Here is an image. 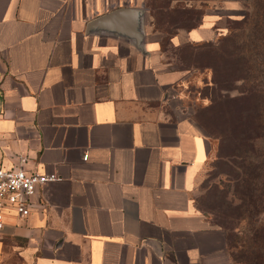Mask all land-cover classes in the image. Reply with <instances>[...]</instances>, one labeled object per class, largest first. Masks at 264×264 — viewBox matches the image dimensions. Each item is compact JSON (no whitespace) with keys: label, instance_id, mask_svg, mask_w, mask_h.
<instances>
[{"label":"crops","instance_id":"obj_1","mask_svg":"<svg viewBox=\"0 0 264 264\" xmlns=\"http://www.w3.org/2000/svg\"><path fill=\"white\" fill-rule=\"evenodd\" d=\"M144 1L0 0V168L22 156L25 170L57 177L27 217L4 213L0 264H237L198 206L208 165L223 163L188 106L191 72L164 61L149 12L145 55L86 33ZM204 3L171 46L223 36L244 0Z\"/></svg>","mask_w":264,"mask_h":264},{"label":"trees","instance_id":"obj_2","mask_svg":"<svg viewBox=\"0 0 264 264\" xmlns=\"http://www.w3.org/2000/svg\"><path fill=\"white\" fill-rule=\"evenodd\" d=\"M150 1L144 3L154 19V27L161 28L162 20H166L163 13L168 12L167 29L163 30L168 38L159 44L160 47L167 45L173 52L184 54V58L187 53L190 59L183 69H175L205 72L196 92L203 104L194 111L193 120L207 137L218 141L217 160L226 169L234 170V195H239L244 208L252 206L249 215H258L257 201L261 196L258 183L264 180V165L259 162L256 145L264 140V78L261 72L264 69V0H244L245 14L228 20L223 36L205 44L180 47L171 46V36L177 29L191 30L199 26L205 3L196 7L182 5L183 0H171L175 7H161L160 10L164 9L161 17H155L157 8L150 7ZM187 16L193 21L196 19L191 26L176 25L178 18ZM256 52L262 61L251 56ZM252 231L248 249H253L248 251L244 264H264V229L253 226ZM227 234L229 238L228 231ZM231 249L229 246L231 259L237 263Z\"/></svg>","mask_w":264,"mask_h":264},{"label":"rangeland","instance_id":"obj_3","mask_svg":"<svg viewBox=\"0 0 264 264\" xmlns=\"http://www.w3.org/2000/svg\"><path fill=\"white\" fill-rule=\"evenodd\" d=\"M183 1L185 2L182 5H194L196 7L202 5L203 2H211V0ZM175 5V2H171V0H151L149 3L150 7L157 8L156 14L154 12L155 17H161L164 10H160L161 7L163 8L164 6H168L173 8ZM245 11L246 8L242 6L238 11L235 12V16L242 17L243 14H245ZM167 14L168 12L163 13V17H165L166 20L164 22L162 20L161 28L154 27V19L149 15V31L151 32L152 38L159 41L160 43L165 42V40L168 38V35L163 32L164 29H167ZM189 16H191V14ZM189 16L178 18L176 25H179L180 27L191 26L196 19H194V21L188 19ZM173 30L174 29H172L171 32ZM161 49H165L167 51L163 56L164 61L171 64L173 68L183 69V67L187 66L186 64L190 60L187 53L184 58V54L173 52L167 45H163ZM251 56L257 57L259 62L262 61V58L259 56L258 52L252 53ZM196 71L197 70L194 69H192V71H188L191 72V77L188 81L189 83L187 84V95L189 98L188 106H192L194 111L197 109L199 110L203 104L201 101H199V95L196 92L199 91L197 90V85H199L200 80L202 79L203 75H205V72L198 74ZM261 72L264 78L263 68ZM256 145L260 154L259 162L263 163L264 165V140L256 142ZM262 170L264 171V166ZM227 173L230 174V176L226 175ZM233 177V169L232 171L226 169L223 164L215 165L213 168L212 163H210L207 167V177L202 184L203 196L201 199H199L198 206L210 216L213 224L229 232L228 240L229 246L232 248L231 250L233 257L238 264H244L247 258L246 256L248 255V251L253 249H248V242H250L253 237L252 227L256 226L264 229V180L260 179L258 183V194L261 195V198L257 201L259 215L254 216L249 215L248 211L246 212V206L244 208L242 205L241 200L238 198L239 195H234L233 190L235 188V181L233 180ZM256 198H258V196Z\"/></svg>","mask_w":264,"mask_h":264},{"label":"built area","instance_id":"obj_4","mask_svg":"<svg viewBox=\"0 0 264 264\" xmlns=\"http://www.w3.org/2000/svg\"><path fill=\"white\" fill-rule=\"evenodd\" d=\"M83 158L86 160L87 157L84 155ZM26 163L27 159L19 156L15 167L0 168V230L4 227V213L27 217L37 188L57 180L54 175L25 170Z\"/></svg>","mask_w":264,"mask_h":264},{"label":"water","instance_id":"obj_5","mask_svg":"<svg viewBox=\"0 0 264 264\" xmlns=\"http://www.w3.org/2000/svg\"><path fill=\"white\" fill-rule=\"evenodd\" d=\"M146 16L147 11L143 6L116 9L90 21L86 33L125 40L145 55Z\"/></svg>","mask_w":264,"mask_h":264}]
</instances>
